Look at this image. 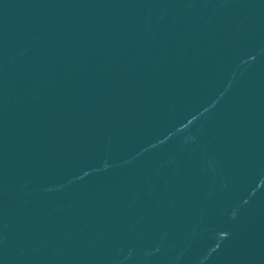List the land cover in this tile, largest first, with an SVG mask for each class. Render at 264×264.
<instances>
[{"label": "water", "instance_id": "water-1", "mask_svg": "<svg viewBox=\"0 0 264 264\" xmlns=\"http://www.w3.org/2000/svg\"><path fill=\"white\" fill-rule=\"evenodd\" d=\"M0 264H264V0H0Z\"/></svg>", "mask_w": 264, "mask_h": 264}]
</instances>
